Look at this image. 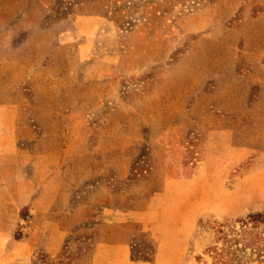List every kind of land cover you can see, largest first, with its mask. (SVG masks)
<instances>
[{"label": "rangeland", "instance_id": "obj_1", "mask_svg": "<svg viewBox=\"0 0 264 264\" xmlns=\"http://www.w3.org/2000/svg\"><path fill=\"white\" fill-rule=\"evenodd\" d=\"M0 121L1 239L60 221L70 264L164 155L205 176L192 264H264V0H0Z\"/></svg>", "mask_w": 264, "mask_h": 264}, {"label": "crops", "instance_id": "obj_2", "mask_svg": "<svg viewBox=\"0 0 264 264\" xmlns=\"http://www.w3.org/2000/svg\"><path fill=\"white\" fill-rule=\"evenodd\" d=\"M13 134L14 130H7L0 121V162L15 151ZM162 147L155 144L151 152ZM166 149L174 150L169 146ZM172 160L164 155L152 159L151 183L155 188L152 192L137 191L131 206L108 207L99 212L91 228L87 254L70 264H192L187 250L195 221L205 210V176L202 173L185 176ZM45 227L39 225V229ZM52 227L53 237L40 239L38 244L25 238L10 240L9 235L0 238V264H9L15 258H22L23 264H32L36 248L43 253L39 264H59L57 253L63 243V227L60 221L54 222ZM138 237L152 245L150 261L130 259L131 243ZM7 246L9 249L3 251Z\"/></svg>", "mask_w": 264, "mask_h": 264}, {"label": "trees", "instance_id": "obj_3", "mask_svg": "<svg viewBox=\"0 0 264 264\" xmlns=\"http://www.w3.org/2000/svg\"><path fill=\"white\" fill-rule=\"evenodd\" d=\"M264 217V215L262 214H251L248 215L249 218L253 219L255 217ZM219 232V230H217ZM139 244H135V243H131V250H130V259L132 260H142V261H150L151 260V255L153 253V248L152 246L147 244V248L148 251H144L143 249H140V247L138 246ZM218 256L216 259H213L211 261V264H232L233 262H231L232 259H227V258H222L221 254L216 253ZM234 260V259H233Z\"/></svg>", "mask_w": 264, "mask_h": 264}]
</instances>
